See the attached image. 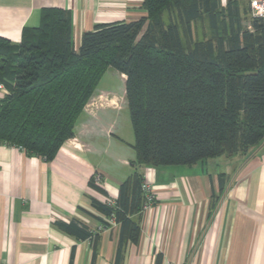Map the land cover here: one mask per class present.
<instances>
[{
  "label": "trees",
  "instance_id": "1",
  "mask_svg": "<svg viewBox=\"0 0 264 264\" xmlns=\"http://www.w3.org/2000/svg\"><path fill=\"white\" fill-rule=\"evenodd\" d=\"M142 6L145 17L97 25L78 49L72 15L60 8L43 9L39 26L24 28L19 43L0 37L6 89L0 143L29 156L54 160L106 71L125 76L134 169L111 204L91 199L101 225L113 218L120 226L117 261L125 242L140 239L146 169L245 156L264 141V19L253 17L244 27L236 1L224 7L221 0H142ZM204 16L216 35L194 40L193 24ZM94 177L89 187L108 198ZM58 225L92 238L77 221Z\"/></svg>",
  "mask_w": 264,
  "mask_h": 264
},
{
  "label": "crops",
  "instance_id": "2",
  "mask_svg": "<svg viewBox=\"0 0 264 264\" xmlns=\"http://www.w3.org/2000/svg\"><path fill=\"white\" fill-rule=\"evenodd\" d=\"M46 8L70 11L76 49L97 25L147 14L142 0H0V37L19 43ZM99 85L89 102L95 106L84 108L74 137L54 160L0 143V264H264V141L245 156L198 163L190 174L151 169L158 201L141 216L139 241L125 242L117 261L120 226L107 219L105 227L92 215L99 216L91 199L106 197L88 184L99 175L116 198L136 154L118 121L125 94L118 98ZM4 96L0 91V101ZM72 221L88 227L92 238L58 225Z\"/></svg>",
  "mask_w": 264,
  "mask_h": 264
},
{
  "label": "rangeland",
  "instance_id": "3",
  "mask_svg": "<svg viewBox=\"0 0 264 264\" xmlns=\"http://www.w3.org/2000/svg\"><path fill=\"white\" fill-rule=\"evenodd\" d=\"M228 1H232V2L236 1L238 3V5L240 7V11H241L242 24L244 27L249 28L250 22L253 19V16L251 15V10H250V0H221V3L225 7L226 4L228 3ZM165 21H168V18L166 16H165ZM223 32H224V26H223L222 22H220L219 29H218L217 33L222 34ZM215 35H216V32L213 29H211L209 20L206 16H204L202 19H200L199 21H196L193 24V39L194 40L213 39L215 37ZM123 78L124 77H122V75L119 72H117L115 69L109 68L106 71L103 79L101 80L99 87L104 89V90L109 91L112 95H115V96H118V98H121L125 94V79H123ZM89 102H90V100H89ZM106 103H107V100L102 99L100 101L99 105L104 106ZM95 104H96L95 101H91V103H89V105L85 106V108L87 107L90 110V106L92 108L95 106ZM118 121H119L120 127L122 128V131L126 134L125 135L126 140H128L129 142H133V143H131V145H133L134 144V133H133V130L131 127L130 114H129V110H128L126 102L124 105V111L121 114V116L118 118ZM126 126H127V131L125 129ZM128 131H129V134L127 133ZM198 165H200V164H198ZM164 168L165 167H163V169ZM166 168L171 169V172L174 170L177 171V172H175L176 174L177 173L178 174L179 173H181V174H188L189 173L190 174V173H194L196 171L195 170L196 166L192 167V168H190L189 166H168ZM94 181H95V179H94ZM153 189H154V194L156 197L155 200L158 201L159 192L155 190L154 186H153ZM98 195L100 197L102 196L100 193H98ZM108 198H112V197L108 196ZM102 202H104L103 199H102ZM149 211H145L142 209V211L140 213H142V215H147V213ZM94 212H95V210H94Z\"/></svg>",
  "mask_w": 264,
  "mask_h": 264
},
{
  "label": "built area",
  "instance_id": "4",
  "mask_svg": "<svg viewBox=\"0 0 264 264\" xmlns=\"http://www.w3.org/2000/svg\"><path fill=\"white\" fill-rule=\"evenodd\" d=\"M250 10H251V15L254 18H262L264 19V0H250ZM0 91L6 93L5 87L0 83ZM149 171L151 169H146L145 170V178L146 181L143 185V190L145 193V199L146 203L144 206L145 211H149L151 208H153V202L155 201L156 197L154 194V189H153V184L149 179ZM95 183L97 186L102 188V178L99 175H96L95 177ZM114 198H103L104 203L111 204L113 202ZM112 220H114L112 218Z\"/></svg>",
  "mask_w": 264,
  "mask_h": 264
}]
</instances>
